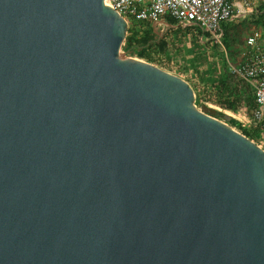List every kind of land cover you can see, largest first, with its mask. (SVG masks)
I'll list each match as a JSON object with an SVG mask.
<instances>
[{
	"label": "water",
	"instance_id": "water-1",
	"mask_svg": "<svg viewBox=\"0 0 264 264\" xmlns=\"http://www.w3.org/2000/svg\"><path fill=\"white\" fill-rule=\"evenodd\" d=\"M128 26L0 0V264H264V148Z\"/></svg>",
	"mask_w": 264,
	"mask_h": 264
},
{
	"label": "rangeland",
	"instance_id": "rangeland-1",
	"mask_svg": "<svg viewBox=\"0 0 264 264\" xmlns=\"http://www.w3.org/2000/svg\"><path fill=\"white\" fill-rule=\"evenodd\" d=\"M237 1L243 3V0ZM246 3L244 8H235L233 16L226 21L229 27L223 28V34L219 39L208 38L196 26L186 32L184 29L176 30V26L174 30L171 29L166 20L153 23L156 34L165 36L168 42L165 52L155 47L154 64L183 78H189L194 83L196 95L202 102L196 103L197 107L201 108L206 104L235 117L245 123L242 127L234 125L241 132L243 127H252L250 124L252 111L246 96H240L235 91L238 87L245 93L247 84L239 80L238 76L232 75L234 73L231 69L249 57L252 51L247 43L250 35L257 34L264 42V24L256 21L257 12L263 8L264 0H247ZM224 79L225 86L222 84ZM233 98L236 103L235 110H224L219 105L222 101ZM261 138L262 135L259 133L254 135L253 140L262 143Z\"/></svg>",
	"mask_w": 264,
	"mask_h": 264
},
{
	"label": "built area",
	"instance_id": "built-area-1",
	"mask_svg": "<svg viewBox=\"0 0 264 264\" xmlns=\"http://www.w3.org/2000/svg\"><path fill=\"white\" fill-rule=\"evenodd\" d=\"M246 1L239 3L237 0H106L127 19L128 23L138 25L150 20L155 24L170 16L184 26H198L202 34L211 39H219L223 34V22L233 16L235 8H244L247 5ZM139 26H136V29L139 30ZM247 43L252 48L249 57L242 63L232 66L231 70L253 87L256 106L250 124L254 129L260 130L262 143H257L264 148V42L254 34L249 36ZM240 123L245 126V123Z\"/></svg>",
	"mask_w": 264,
	"mask_h": 264
},
{
	"label": "trees",
	"instance_id": "trees-1",
	"mask_svg": "<svg viewBox=\"0 0 264 264\" xmlns=\"http://www.w3.org/2000/svg\"><path fill=\"white\" fill-rule=\"evenodd\" d=\"M165 20L169 23V26L173 30L175 29L174 27L176 26L177 27L176 30L184 29L186 32H188L193 26H195V25L184 26V25L180 24L175 18L170 17V16L166 17ZM256 21H259L262 24H264V6L261 10H259V12H257ZM138 25H140L139 30L136 29V26H138ZM138 25L129 23L126 43H125L123 49L129 55H135V56L143 58L149 62L154 63L155 57L153 54H154L155 47L157 46L158 50H160L162 52L166 51V47L168 45V42L165 39L166 37L165 36H158L156 34L154 24L150 20H146V21H144ZM222 27L228 28L229 24L226 23V21H225V22H223ZM200 32H201V30H200ZM232 75H234L235 77L237 76L236 74H232ZM238 79L244 81L243 79H241L239 77H238ZM244 83L247 84V86L245 88V90H247V91L245 93L243 90L238 89V87L235 88V91L238 92L240 94V96H243V95L246 96V100L248 102V105H249L251 111L253 112V109L256 106L254 90L252 89V86L249 83H247L245 81H244ZM222 84L225 86V79L222 80ZM192 85L195 88V85L193 83H192ZM241 87H242V85H241ZM250 87H251V90H250ZM195 91L197 93L196 88H195ZM195 103L202 104V102L200 101V98L198 96L196 97ZM220 104L224 105L227 108H231L233 110L236 109V103L234 101V98L232 100L227 99L226 101H222ZM223 114L224 113L219 112L217 117L222 119ZM237 126L242 127V124L239 123ZM242 133H244L245 135H247L248 137L253 139L254 135L260 133V130L254 129L253 127H249V128L243 127Z\"/></svg>",
	"mask_w": 264,
	"mask_h": 264
},
{
	"label": "crops",
	"instance_id": "crops-1",
	"mask_svg": "<svg viewBox=\"0 0 264 264\" xmlns=\"http://www.w3.org/2000/svg\"><path fill=\"white\" fill-rule=\"evenodd\" d=\"M186 26H189V25H186ZM190 26H192V25H190ZM198 27V26H197ZM185 79H187L191 84L193 83L189 78H185ZM194 84V83H193ZM221 107H223V109L224 110H233V109H231V108H227V107H225L224 105H222V104H219Z\"/></svg>",
	"mask_w": 264,
	"mask_h": 264
}]
</instances>
